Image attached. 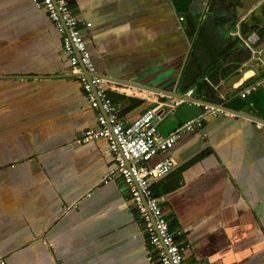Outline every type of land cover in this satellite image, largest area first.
Masks as SVG:
<instances>
[{
	"label": "crops",
	"instance_id": "0c3cea01",
	"mask_svg": "<svg viewBox=\"0 0 264 264\" xmlns=\"http://www.w3.org/2000/svg\"><path fill=\"white\" fill-rule=\"evenodd\" d=\"M206 1L68 0L92 22L88 51L123 121L156 109L169 136L202 119L206 134L182 132L169 151L177 166L151 182L186 261L264 264V70L249 62L214 86L233 116L177 104L196 61L199 33L191 36L187 19ZM253 2L248 13L264 0ZM128 85L152 89L135 96ZM97 114L47 11L0 0V264H161L121 177L103 183L115 166L107 143L69 146L97 128Z\"/></svg>",
	"mask_w": 264,
	"mask_h": 264
},
{
	"label": "built area",
	"instance_id": "2783aa9c",
	"mask_svg": "<svg viewBox=\"0 0 264 264\" xmlns=\"http://www.w3.org/2000/svg\"><path fill=\"white\" fill-rule=\"evenodd\" d=\"M33 2L38 8L47 11L50 20L63 35V51L74 71L82 73V70L86 69L92 76L91 80L85 76H80L79 79L91 106L98 111L97 128H87L69 146L74 147L76 144L84 146L93 141L104 140L107 143L106 153L114 159L115 166L103 179V183L109 184L114 181L116 173L121 175L126 190L146 221L149 245L161 264H189L184 257L183 248L177 241L175 231L163 212L161 199L152 189L151 182L153 179L168 175L177 166V160L169 155V151L181 138L182 132L199 130L204 136V125L200 119L191 120L175 128L169 136H163L159 132L156 109L147 110L131 123L123 121L109 96L105 79L97 73L87 49L89 40L84 32L89 31L92 22L82 21L68 0ZM180 20L184 18L181 17ZM258 40V35L253 33L246 44L250 46ZM193 92L191 90L188 94ZM127 93L147 96L150 91L131 86ZM246 93L249 94L250 90ZM194 105L206 115L224 113L217 105L203 100H197ZM257 127L264 131V122H259ZM158 156L160 158L152 163ZM149 213L155 218V223L151 221Z\"/></svg>",
	"mask_w": 264,
	"mask_h": 264
},
{
	"label": "trees",
	"instance_id": "16d2710c",
	"mask_svg": "<svg viewBox=\"0 0 264 264\" xmlns=\"http://www.w3.org/2000/svg\"><path fill=\"white\" fill-rule=\"evenodd\" d=\"M253 1L258 0L210 1L192 51L191 58L196 61L188 69L192 82L187 87V90L194 88L196 94L205 101L223 103L225 99L219 98L220 94L214 86L222 78L242 75L249 68V62L257 66L258 70H264L258 59H253V50L264 48V3L248 13ZM200 17L201 14H197L187 19L188 25H191V36L196 31ZM253 32L258 34L259 41L248 47L244 40ZM199 51L205 52V57L200 61L197 58ZM195 67L197 70L191 74Z\"/></svg>",
	"mask_w": 264,
	"mask_h": 264
},
{
	"label": "clouds",
	"instance_id": "9594fccd",
	"mask_svg": "<svg viewBox=\"0 0 264 264\" xmlns=\"http://www.w3.org/2000/svg\"><path fill=\"white\" fill-rule=\"evenodd\" d=\"M206 15V14H205ZM181 17H183V18H185L184 16H181ZM180 17V18H181ZM201 18V17H200ZM204 18H205V16H204ZM198 24H199V22H198ZM55 25V24H54ZM197 27H198V25H197ZM200 30V29H199ZM198 33H199V31H198ZM253 33H256V32H253ZM252 33V34H253ZM257 34V33H256ZM258 35V34H257ZM250 37V36H249ZM249 37L247 38V39H245L244 41H245V43L247 42V40L249 39ZM259 37V36H258ZM259 41V40H258ZM258 41L256 42V43H258ZM256 43H254V44H251L250 46H248L247 44V46L248 47H252L253 45H255ZM88 49V48H87ZM89 52V51H88ZM91 55V54H90ZM255 58H257L258 59V63H259V65L260 66H262L263 68H264V55L262 54V52H261V50H253V59H255ZM69 60V59H68ZM248 65H249V63H248ZM74 70V69H73ZM83 71H85L87 74H88V76H85L84 75V72ZM76 72V71H75ZM77 73V72H76ZM97 73H98V71H97ZM99 74V73H98ZM89 75H90V78H89ZM80 76H85V77H87L88 79H92V76H91V74L86 70V69H83L82 70V73H77V78L79 79V77ZM102 76V75H101ZM104 78V77H103ZM80 80V79H79ZM81 82V81H80ZM105 82H106V80H105ZM264 82V78L262 79V80H259V82H258V84L259 83H263ZM82 84V83H81ZM106 85V84H105ZM131 86H134V87H138V86H135V85H128L127 87H125L126 88V90H128V88H130ZM254 86H252L251 88H249V89H247V90H250V93H251V91H252V88H253ZM107 88V87H106ZM139 88H141V87H139ZM256 88H258V86H256ZM84 90V89H83ZM191 90H193L194 92L192 93V94H188ZM247 90H246V92H247ZM108 91V90H107ZM150 91V90H149ZM190 91L188 90L187 91V93L184 95V96H182L180 99H178V101H177V104H181V103H188V104H194V102H196L197 100H202V99H197V100H195V99H193V94L195 93V89L194 88H192V89H190ZM85 92V91H84ZM245 92V94L244 95H246V94H248V93H246ZM86 93V92H85ZM249 93V94H250ZM110 95V94H109ZM131 95V94H130ZM182 101V102H181ZM204 102H206V103H212V102H208V101H205V100H203ZM212 104H215V105H217L220 109H222L223 111H224V113H217V115L218 114H226V115H234L233 113H231V111L230 110H227V109H224V108H222L221 106H220V104H218V103H212ZM196 106V105H195ZM197 107V106H196ZM198 108V107H197ZM225 112H227V113H225ZM214 115V114H213ZM191 121V120H190ZM200 121L202 122V119H200ZM188 122V121H187ZM260 122H263V121H260ZM186 123V122H185ZM185 123H183V124H185ZM259 123V122H258ZM257 123V124H258ZM183 124H181V125H183ZM203 124V123H202ZM180 126V125H179ZM175 128H177V127H175ZM174 128V129H175ZM173 129V130H174ZM259 129V128H258ZM184 131H187V130H184ZM183 131V132H184ZM188 132H193V131H188ZM205 134H206V131H205ZM114 168V167H113ZM110 173V172H109ZM108 173V174H109ZM117 175H119L120 177H121V175L119 174V173H116L115 174V179H116V176ZM114 179V180H115ZM121 179H122V177H121ZM123 180V179H122ZM113 182V181H112ZM111 183V182H110ZM123 183H124V181H123ZM125 185V184H124ZM152 189H153V186H152ZM153 191H154V189H153ZM155 192V191H154ZM156 193V192H155ZM157 195V194H156ZM150 214V216H151V221L153 222V223H155V218L151 215V213H149ZM143 219H144V217H143ZM145 220V219H144ZM168 222H170L169 220H168ZM145 223H146V221H145ZM170 226H171V224H170ZM171 228L173 229V227L171 226ZM174 230V229H173ZM181 246V245H180Z\"/></svg>",
	"mask_w": 264,
	"mask_h": 264
},
{
	"label": "water",
	"instance_id": "95a60500",
	"mask_svg": "<svg viewBox=\"0 0 264 264\" xmlns=\"http://www.w3.org/2000/svg\"><path fill=\"white\" fill-rule=\"evenodd\" d=\"M210 1H211V0H207L206 3H205V5H204L203 11H202V13H201V18H200V20H199V24H198V27H197V34H198V31H199V29H200V27H201V25H202V22H203V19H204L205 14H206V12H207L208 5H209ZM193 42H194V40H193ZM192 45H193V43H192ZM84 75H85V76H88V74H87L86 72H84ZM89 78H90V75H89ZM151 89H152V88H150V90H151ZM152 91H153V90H152ZM220 106H221L222 108H224V109H227V110L229 109L231 112H233V110H232L231 108H229L228 105L226 106V105H222V104H220Z\"/></svg>",
	"mask_w": 264,
	"mask_h": 264
},
{
	"label": "rangeland",
	"instance_id": "374dc122",
	"mask_svg": "<svg viewBox=\"0 0 264 264\" xmlns=\"http://www.w3.org/2000/svg\"><path fill=\"white\" fill-rule=\"evenodd\" d=\"M25 137H26V136L22 137L23 142L25 141V140H24ZM24 143H26V142H24ZM15 144H19V145L22 146L23 143H22L21 141H17V142L12 141V146H11V147H12V148H16V147H15ZM0 156H1V155H0Z\"/></svg>",
	"mask_w": 264,
	"mask_h": 264
}]
</instances>
